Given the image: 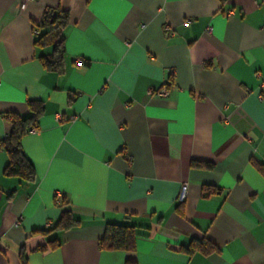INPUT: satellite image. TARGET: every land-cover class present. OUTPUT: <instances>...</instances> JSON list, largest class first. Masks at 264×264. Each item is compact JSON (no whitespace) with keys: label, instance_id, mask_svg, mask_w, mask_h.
I'll return each mask as SVG.
<instances>
[{"label":"crops","instance_id":"1","mask_svg":"<svg viewBox=\"0 0 264 264\" xmlns=\"http://www.w3.org/2000/svg\"><path fill=\"white\" fill-rule=\"evenodd\" d=\"M50 9L61 73L34 45ZM263 86L264 0H0V114L44 107L21 141L34 181L0 147V264H264ZM107 224L135 250H102Z\"/></svg>","mask_w":264,"mask_h":264},{"label":"trees","instance_id":"2","mask_svg":"<svg viewBox=\"0 0 264 264\" xmlns=\"http://www.w3.org/2000/svg\"><path fill=\"white\" fill-rule=\"evenodd\" d=\"M69 14L60 9H50L46 12L43 21L35 26V47L45 48L52 47V53L40 57L43 67L50 72L61 73L64 65L65 45L63 30L68 24ZM47 29L42 33L41 30ZM30 113L28 116L22 117L17 113L0 114L11 124V130L8 136L0 142V147L7 152L9 157L8 165L5 169L7 176L19 177L23 181L32 182L35 180V170L32 163L25 156L21 148L22 138L32 129H36L39 119L43 114L42 102H30L28 104ZM193 166L210 168L211 165L201 162H193ZM210 188L203 189V197H209ZM64 203L63 197L59 198ZM76 221L69 212H64L60 221L51 231L67 230ZM136 228L134 226L123 224H107L104 238L100 241L102 250L107 251H126L135 250ZM51 231H43L48 234ZM41 232V231H40ZM56 241L51 242L55 246ZM202 250L209 254L216 250V247L205 241L196 243L185 249L187 253H194ZM22 263L27 264V259L21 257Z\"/></svg>","mask_w":264,"mask_h":264},{"label":"built area","instance_id":"3","mask_svg":"<svg viewBox=\"0 0 264 264\" xmlns=\"http://www.w3.org/2000/svg\"><path fill=\"white\" fill-rule=\"evenodd\" d=\"M31 1H36V0H22V8L25 7V5L28 3V2H31ZM190 21H187V23H189ZM208 31H211V28L208 29ZM173 34V33H172ZM264 88V86H263ZM170 93V90L167 86H163L162 89L160 91H158L156 94L160 97H166L168 96ZM261 97V96H260ZM37 131V129H32L30 132H33L35 133ZM187 185H184L181 189V195H180V200L181 202H183L186 198V193H187ZM57 197L58 198H61L62 196L57 194Z\"/></svg>","mask_w":264,"mask_h":264}]
</instances>
